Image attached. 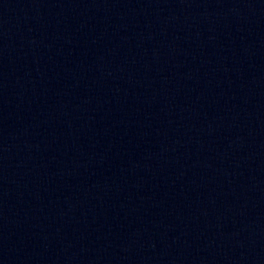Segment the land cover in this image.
I'll use <instances>...</instances> for the list:
<instances>
[{
  "label": "water",
  "instance_id": "1",
  "mask_svg": "<svg viewBox=\"0 0 264 264\" xmlns=\"http://www.w3.org/2000/svg\"><path fill=\"white\" fill-rule=\"evenodd\" d=\"M0 264H264V0H77L0 54Z\"/></svg>",
  "mask_w": 264,
  "mask_h": 264
}]
</instances>
